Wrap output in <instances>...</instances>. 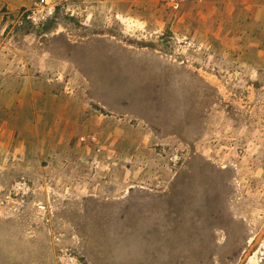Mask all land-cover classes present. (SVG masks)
I'll return each instance as SVG.
<instances>
[{
    "label": "rangeland",
    "instance_id": "rangeland-1",
    "mask_svg": "<svg viewBox=\"0 0 264 264\" xmlns=\"http://www.w3.org/2000/svg\"><path fill=\"white\" fill-rule=\"evenodd\" d=\"M21 1L0 11V264H264V74L194 52L184 7L80 0L35 28Z\"/></svg>",
    "mask_w": 264,
    "mask_h": 264
},
{
    "label": "crops",
    "instance_id": "crops-1",
    "mask_svg": "<svg viewBox=\"0 0 264 264\" xmlns=\"http://www.w3.org/2000/svg\"><path fill=\"white\" fill-rule=\"evenodd\" d=\"M147 1L151 2L111 0L119 17H123V8L130 10ZM5 3L0 10L3 14L6 10H14L19 15L23 10L21 0H5ZM178 22L179 29H182L179 39H185L187 44L192 45L194 52L199 55L209 52L220 58H234L239 53L248 59L247 67L255 73L264 74V0H192L184 6Z\"/></svg>",
    "mask_w": 264,
    "mask_h": 264
},
{
    "label": "built area",
    "instance_id": "built-area-1",
    "mask_svg": "<svg viewBox=\"0 0 264 264\" xmlns=\"http://www.w3.org/2000/svg\"><path fill=\"white\" fill-rule=\"evenodd\" d=\"M80 0H31V5L28 10L21 13L19 16V24L22 21L27 22L30 26L35 28L43 27L45 24L53 21L57 16V11H69L71 16L73 8ZM192 0H159L160 5L168 10L170 13L179 14L182 8ZM201 2L202 0H196ZM92 142H95V137H90ZM84 141V138H81ZM16 191V195L22 199L25 195L30 193V189L26 182L15 183L12 187ZM38 212H44L45 206L41 203L36 204ZM57 264H85L78 256L73 255L67 249L60 250L57 256Z\"/></svg>",
    "mask_w": 264,
    "mask_h": 264
}]
</instances>
